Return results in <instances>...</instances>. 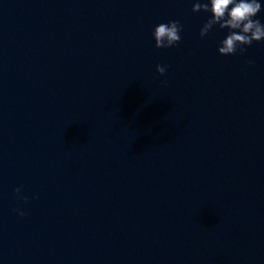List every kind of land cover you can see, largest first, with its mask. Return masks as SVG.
Segmentation results:
<instances>
[{
  "label": "water",
  "instance_id": "1",
  "mask_svg": "<svg viewBox=\"0 0 264 264\" xmlns=\"http://www.w3.org/2000/svg\"><path fill=\"white\" fill-rule=\"evenodd\" d=\"M196 2L0 0V264H264V40Z\"/></svg>",
  "mask_w": 264,
  "mask_h": 264
},
{
  "label": "clouds",
  "instance_id": "2",
  "mask_svg": "<svg viewBox=\"0 0 264 264\" xmlns=\"http://www.w3.org/2000/svg\"><path fill=\"white\" fill-rule=\"evenodd\" d=\"M261 3L258 0H197L192 7L193 12L210 13V18L203 24L200 30V37H205L214 26L219 25L220 29H228L225 39L220 42L218 53L228 56L235 54L237 49L244 54L243 46L251 45L253 42L264 40V24L254 19L261 11ZM183 26L179 21L160 23L153 30L152 36L156 48H171L181 40L180 32ZM156 71L164 75L166 66L157 65ZM166 83V82H165ZM16 198L27 203V197L22 196L21 189L14 190ZM36 197H33L35 199ZM21 217L26 215L19 209H13Z\"/></svg>",
  "mask_w": 264,
  "mask_h": 264
}]
</instances>
